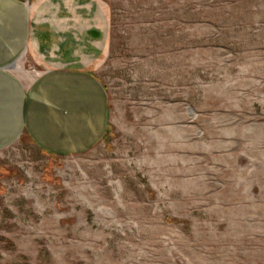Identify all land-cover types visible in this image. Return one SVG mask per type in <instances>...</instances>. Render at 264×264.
<instances>
[{
    "label": "rangeland",
    "instance_id": "374dc122",
    "mask_svg": "<svg viewBox=\"0 0 264 264\" xmlns=\"http://www.w3.org/2000/svg\"><path fill=\"white\" fill-rule=\"evenodd\" d=\"M108 3L104 133L0 149V264H264V0Z\"/></svg>",
    "mask_w": 264,
    "mask_h": 264
},
{
    "label": "crops",
    "instance_id": "0c3cea01",
    "mask_svg": "<svg viewBox=\"0 0 264 264\" xmlns=\"http://www.w3.org/2000/svg\"><path fill=\"white\" fill-rule=\"evenodd\" d=\"M108 30V0H0V149L22 133L47 152L96 142ZM25 62L30 70L16 73Z\"/></svg>",
    "mask_w": 264,
    "mask_h": 264
},
{
    "label": "water",
    "instance_id": "95a60500",
    "mask_svg": "<svg viewBox=\"0 0 264 264\" xmlns=\"http://www.w3.org/2000/svg\"><path fill=\"white\" fill-rule=\"evenodd\" d=\"M7 68H11L12 67V64H9L8 66H6Z\"/></svg>",
    "mask_w": 264,
    "mask_h": 264
}]
</instances>
